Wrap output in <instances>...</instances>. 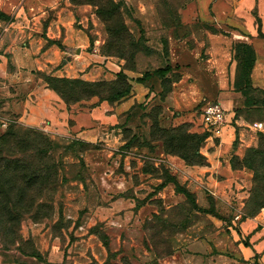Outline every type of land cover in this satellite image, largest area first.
<instances>
[{
	"label": "rangeland",
	"instance_id": "rangeland-1",
	"mask_svg": "<svg viewBox=\"0 0 264 264\" xmlns=\"http://www.w3.org/2000/svg\"><path fill=\"white\" fill-rule=\"evenodd\" d=\"M89 1L94 5L86 4L88 19L78 18L74 27L99 40L100 53L112 57V76L105 80L125 71L130 96L108 103L117 119L94 131L92 144L70 147L80 138L36 128L56 146L43 159L37 144L29 149L27 159L47 170L28 189V207L0 193V207L10 210L0 212V264H254L244 260L239 245L249 243L240 222L264 218V179L255 181L256 171L264 178V166L258 161L248 167L250 148L264 140V0ZM113 1L119 9H112ZM11 20L0 13V136L12 128L35 129L4 108V97L19 83L11 57L28 64L25 71L36 79L45 75L31 63L42 47L40 33L30 27L12 32ZM241 43L256 54L250 78L239 76ZM168 65L169 81L163 82L158 71ZM171 81L172 91L163 97ZM87 93L75 106L85 115L110 90ZM215 100L231 104L235 118L200 151L207 156L208 145L222 143L221 159L241 170V186L233 181L234 187L217 188L210 162L188 163L185 155L193 150L178 146L179 138L170 141L175 133L204 137L203 107ZM72 124L70 119L66 126ZM169 175L193 197L178 193L173 183L162 187ZM18 184L25 186L23 180Z\"/></svg>",
	"mask_w": 264,
	"mask_h": 264
},
{
	"label": "crops",
	"instance_id": "crops-1",
	"mask_svg": "<svg viewBox=\"0 0 264 264\" xmlns=\"http://www.w3.org/2000/svg\"><path fill=\"white\" fill-rule=\"evenodd\" d=\"M0 10L8 15L15 14L8 30L28 32L30 27L40 33L42 47L31 62L35 66L38 65L39 70L56 77L82 78L89 81L109 79L112 76L108 71L112 69V57L100 53L101 47L97 43L99 40L85 38L81 34L82 30L74 27L78 18L88 19L86 4H76L72 0H0ZM33 20L36 21V26L32 25L35 23ZM37 21L41 22V26L37 25ZM12 50L10 48V51ZM11 58L17 66L13 78L19 83L4 97L3 105L6 110L19 116L24 124L41 129L46 126L59 133L91 142L93 132L101 129L104 122L111 123L114 122L113 118L117 119L114 106L109 105L107 101L100 102L88 115H85L81 108L75 107L81 102L68 106L44 79L38 80L31 72L28 74L25 71L28 64L21 63L16 55ZM28 75L30 77L25 78ZM223 104L232 108L229 103ZM101 108H105V111L103 115L98 116L95 111ZM76 110L78 113L75 114ZM70 119L73 124L66 126ZM90 127L95 129H89ZM211 144L205 151L210 162L207 169L210 170L213 185L217 188H226L228 184L234 187L233 181H236V185L241 186L236 179L241 170L232 169L227 157L221 159L223 144ZM217 166L220 167L219 173H216ZM240 232L249 242L239 245V252L244 255V260L264 264V218H248L241 221Z\"/></svg>",
	"mask_w": 264,
	"mask_h": 264
},
{
	"label": "trees",
	"instance_id": "trees-1",
	"mask_svg": "<svg viewBox=\"0 0 264 264\" xmlns=\"http://www.w3.org/2000/svg\"><path fill=\"white\" fill-rule=\"evenodd\" d=\"M76 4H92L93 2L89 0H72ZM97 5V4H95ZM98 6V5H97ZM112 9H119V4L116 2H112ZM5 16L14 17L12 15H8L2 10H0ZM96 14L100 17L101 12L99 7L96 10ZM103 18V15H102ZM108 37L111 36V30L107 26ZM61 45V44H60ZM62 46V45H61ZM237 52L245 53L239 60V76H244L250 78L251 70L254 67L256 54L254 49L248 45L247 43H241L237 47ZM171 70V67L164 69H160L158 71V76L163 80V82H168L167 74ZM150 74L146 77H141L138 81L145 82L150 78ZM43 79L47 82L48 86L52 88L69 106L71 105V99L74 100L73 103L80 102L84 100L83 93L88 92L92 96L98 95L97 90L102 88L103 90H110V94L102 99L103 101H108L109 103H115L121 101L128 96H130L132 84L127 77L125 71H120L117 75V78L114 80H96L89 81L84 80L82 78H67V77H56L52 75H48L45 73ZM249 81V79H247ZM173 81V80H172ZM172 81L171 87L169 89L163 88L162 95L166 97L169 92L172 91ZM117 83H122V86L117 87ZM98 88V89H97ZM264 92V90H263ZM87 93V94H88ZM72 103V104H73ZM264 104V101H263ZM35 128V127H34ZM162 131L169 132L167 128H163ZM210 136L208 131H205L204 137L198 136L195 134H184V133H175L171 135L170 141H174L176 138H179L178 146L185 148L186 150H193L191 154H186L187 162L190 164H209L207 156H205L200 150L202 147V143ZM197 138L198 140L189 143L193 139ZM19 141V147L14 146V142ZM37 144V154H39L40 158L43 159L48 155L52 154V149L56 146L53 143V140L50 137H47L43 133H40L38 130L27 128V131H23L22 133L18 130L9 129L3 135L0 136V193H3L6 197V201L15 200V202H19V204H25L28 207L29 198L27 196L28 189L31 188L35 181L36 177L39 176L43 170L46 171L45 167H36V163L34 161H30L29 149L33 148V145ZM55 144V145H53ZM86 144H92L91 142L75 139L72 141L70 147H83ZM264 140H260L258 147H251L249 150L248 157V167L253 168L259 161L264 166ZM36 155V152L34 156ZM42 170V171H41ZM41 176V175H40ZM261 177L260 173L256 171L255 181H258ZM18 180H23L25 186L21 187L18 184ZM161 183L162 187H165L168 183H173L175 185L176 191L178 193L185 194L188 198L193 197V193L188 189H182V185L177 181L176 177L173 175H169L166 177ZM261 180V179H260ZM16 195V198H15ZM33 201V200H32ZM263 203L264 201H259ZM21 211H25V209H20ZM10 212V210L0 207V212ZM243 221V220H242ZM248 244V243H247Z\"/></svg>",
	"mask_w": 264,
	"mask_h": 264
},
{
	"label": "built area",
	"instance_id": "built-area-1",
	"mask_svg": "<svg viewBox=\"0 0 264 264\" xmlns=\"http://www.w3.org/2000/svg\"><path fill=\"white\" fill-rule=\"evenodd\" d=\"M232 108L226 107L221 101H209L207 102L202 111V119L206 125V131L211 136L220 137L224 130L235 118ZM4 126L6 124H3ZM256 128L262 129L263 123H255Z\"/></svg>",
	"mask_w": 264,
	"mask_h": 264
}]
</instances>
